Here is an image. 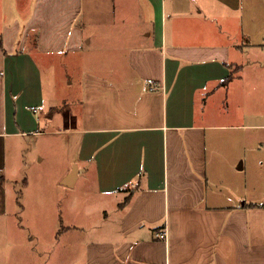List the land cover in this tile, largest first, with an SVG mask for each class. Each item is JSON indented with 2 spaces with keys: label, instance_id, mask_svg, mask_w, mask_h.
Listing matches in <instances>:
<instances>
[{
  "label": "crops",
  "instance_id": "obj_1",
  "mask_svg": "<svg viewBox=\"0 0 264 264\" xmlns=\"http://www.w3.org/2000/svg\"><path fill=\"white\" fill-rule=\"evenodd\" d=\"M62 63L81 92L53 130L69 158L59 182L76 165L72 186L89 187L64 200L31 189L19 143L51 132L44 71ZM250 180L264 184V0H0L6 235L19 215L17 238L48 264H264Z\"/></svg>",
  "mask_w": 264,
  "mask_h": 264
},
{
  "label": "rangeland",
  "instance_id": "obj_2",
  "mask_svg": "<svg viewBox=\"0 0 264 264\" xmlns=\"http://www.w3.org/2000/svg\"><path fill=\"white\" fill-rule=\"evenodd\" d=\"M68 57L69 56H64V61ZM62 66L63 68L60 69L61 66L57 67V64H55L54 70L47 69L44 71V90L47 97V103L43 107V113L40 118V127L45 130H51V132L40 135H28L24 139L19 138L21 146L20 152H22L21 156L25 162L23 164L24 175L25 178H32L31 189L56 192L58 197H62L66 194V192L70 191H72V193L74 192L84 195V193H86L89 189L87 183L82 178L78 180L74 186H69L59 182L61 174L69 164V158L68 152L64 147L65 134H60L58 132H54L53 130L59 129L63 131V112L65 108H67V99H64V97H66L67 94L76 96L81 92V87L78 86L76 81L77 78H75V84L73 86L67 83L66 79L68 78L66 75L69 70L72 72V69L69 68L67 70V65L65 66L64 63H62ZM54 80L57 82L56 89H54ZM49 98L55 99L57 102L58 108L56 111L46 108L49 106ZM13 141L15 140H12L11 142ZM16 152L17 150L14 151V154ZM73 153L77 154L78 151L74 148ZM40 175H46L49 178H39ZM250 182H256L257 185L264 190V184L262 185L260 182L254 180H250ZM259 187L251 184L249 192L254 193V189L257 191L259 190ZM61 199L64 200L63 197ZM65 214L68 216L67 213H62L63 219ZM18 216L19 215L17 214L10 215L7 235L0 222V264H48L47 261L49 259V255L48 253L42 254L40 252L39 249L41 246H37L36 248H38V252H35L36 250H34L31 245H22V240L17 238L18 234H21V237L24 238V236L29 233L28 227L21 229L20 231ZM28 216L31 217L33 215L28 214ZM79 216L82 217L81 214H79ZM58 222L60 223L59 213ZM64 223L66 224L67 222ZM2 224H4V222H2ZM35 226L36 228H40V230L37 229L36 231L32 229L34 232H40L39 240L42 239L41 241L45 240L48 242L49 239L46 238V236L48 235L49 229L45 228L44 225L38 226V224H36ZM73 258L75 259L76 256ZM56 264H65L63 258L57 259Z\"/></svg>",
  "mask_w": 264,
  "mask_h": 264
},
{
  "label": "water",
  "instance_id": "obj_3",
  "mask_svg": "<svg viewBox=\"0 0 264 264\" xmlns=\"http://www.w3.org/2000/svg\"><path fill=\"white\" fill-rule=\"evenodd\" d=\"M78 167L74 165L72 172L63 180V183L69 186H72L78 176Z\"/></svg>",
  "mask_w": 264,
  "mask_h": 264
},
{
  "label": "built area",
  "instance_id": "obj_4",
  "mask_svg": "<svg viewBox=\"0 0 264 264\" xmlns=\"http://www.w3.org/2000/svg\"><path fill=\"white\" fill-rule=\"evenodd\" d=\"M35 111H38V109L36 108ZM156 235L158 238H161V239H167L168 238V232L166 230H163V231L161 230Z\"/></svg>",
  "mask_w": 264,
  "mask_h": 264
}]
</instances>
